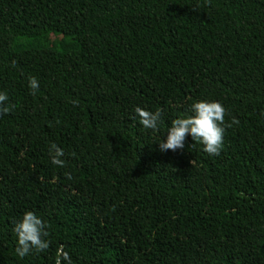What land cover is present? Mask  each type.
I'll use <instances>...</instances> for the list:
<instances>
[{
  "label": "trees",
  "instance_id": "1",
  "mask_svg": "<svg viewBox=\"0 0 264 264\" xmlns=\"http://www.w3.org/2000/svg\"><path fill=\"white\" fill-rule=\"evenodd\" d=\"M0 92V264H264V0H0ZM199 100L227 110L220 155L161 152ZM29 210L51 243L20 258Z\"/></svg>",
  "mask_w": 264,
  "mask_h": 264
},
{
  "label": "clouds",
  "instance_id": "2",
  "mask_svg": "<svg viewBox=\"0 0 264 264\" xmlns=\"http://www.w3.org/2000/svg\"><path fill=\"white\" fill-rule=\"evenodd\" d=\"M29 87L31 94L35 95L39 88L38 80L33 76L29 77ZM8 100L6 92H0V114H6L14 105L9 107L5 104ZM74 105L76 101L72 102ZM192 114L186 117L177 118L171 121V126L167 129L166 138H162L159 143V150L173 152L184 148V142L190 135L192 140L203 145V151L209 155L219 156L224 144L225 116L227 110L219 101L199 100L191 105ZM135 113L139 117L140 124L145 129L159 132V121L161 120V110L155 112L146 110L140 106L135 107ZM239 120L232 117L227 127L238 125ZM49 154L53 164L64 167L65 152L59 146L52 144L49 147ZM74 155V154H73ZM72 179L71 174L67 175ZM45 222L33 211H26L22 219L14 224L13 231L17 236V247L15 249L20 258L25 257L33 250L37 253L45 252L50 247V241L46 239L49 233L46 230ZM72 264V258L64 246L60 245L56 250L55 264Z\"/></svg>",
  "mask_w": 264,
  "mask_h": 264
},
{
  "label": "rangeland",
  "instance_id": "3",
  "mask_svg": "<svg viewBox=\"0 0 264 264\" xmlns=\"http://www.w3.org/2000/svg\"><path fill=\"white\" fill-rule=\"evenodd\" d=\"M68 31H69V27L67 26L65 27L63 34H66ZM63 34H59V35L49 34L47 36V41L49 42V44H54L56 40H60L62 38Z\"/></svg>",
  "mask_w": 264,
  "mask_h": 264
}]
</instances>
